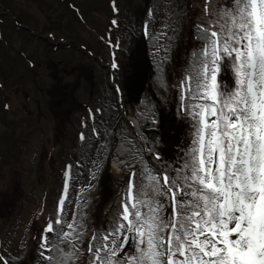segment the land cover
Segmentation results:
<instances>
[{"label": "rangeland", "instance_id": "374dc122", "mask_svg": "<svg viewBox=\"0 0 264 264\" xmlns=\"http://www.w3.org/2000/svg\"><path fill=\"white\" fill-rule=\"evenodd\" d=\"M108 1L4 0V9L0 6V21L4 19L0 33V81L11 97V108L5 110L7 100L0 87V234L4 237L1 252L12 264H57L65 255V245L71 250L75 242L81 252L76 264H87L85 258L92 236L101 234L96 235L98 240L92 241L98 245L102 233L111 231L120 217L116 204L121 200L118 201L117 194H124L119 179H127L133 172L137 177L138 173L139 176L143 173L142 185L146 186L149 183L146 176L153 173L142 157V146L130 131L127 132L125 124L119 128L120 141L115 145L112 141L103 146L107 136L96 127L87 141L81 140L84 123L79 122L78 117L84 111L80 101L115 104V95L107 85V69L96 59L97 56L107 57V49L102 47L96 32L103 33L108 25ZM70 3L81 9L85 23L80 22ZM151 3L155 4L156 17L152 34L158 39L153 53L164 54L171 63L161 82L163 89L155 87L152 94L158 108L148 102L145 105L154 124L143 128L140 123V133L148 147L158 148L162 146L160 143H166L172 151L171 162L182 167L192 147L193 128L188 114L185 119L177 118L172 103L175 95L171 94L169 81H174L172 72L177 61H171L167 38L175 37L178 23L185 24L183 30H189L192 22L188 14L200 7L201 0H120L123 13L119 17L121 30L117 37L124 33L122 40L126 48L121 77L128 84L130 100L127 103L131 108H135L133 102L137 92L133 82L139 80L146 65L145 48L135 41L133 31L140 28ZM216 3L219 7L223 0H216ZM7 8L12 9L14 16L9 9L5 10ZM16 24L29 26L39 36L31 35ZM191 32L187 36L192 37ZM74 43L92 49L94 55L88 56ZM187 43L183 61L184 53L193 45ZM129 51L136 52L130 55ZM157 58L162 64L163 58ZM28 59L33 60V67ZM230 79V73L225 72L224 81ZM152 86L154 84L150 85V92ZM169 96H172L170 100ZM193 103L199 101L193 100L187 105ZM158 116H161V124ZM110 118L113 121V109ZM156 129L159 134L151 136ZM69 165L65 197V172ZM62 198L65 204L61 211L57 206ZM41 207L44 212L36 219L35 214ZM58 218L61 224L55 223ZM50 222L53 231L46 233L44 230ZM69 223L73 228H67ZM101 227L106 229L98 232ZM62 230L70 234L67 241L61 236ZM42 235L47 238L43 247L47 250L43 251L39 243ZM42 252L52 260L42 258Z\"/></svg>", "mask_w": 264, "mask_h": 264}, {"label": "snow or ice", "instance_id": "6c2138e0", "mask_svg": "<svg viewBox=\"0 0 264 264\" xmlns=\"http://www.w3.org/2000/svg\"><path fill=\"white\" fill-rule=\"evenodd\" d=\"M205 14L212 23L197 25L201 46L180 83L181 111L194 122L188 159L172 176L149 173L139 189L130 173L120 217L98 245L92 236L87 264H264V0L212 10L206 0ZM186 98L199 103L185 106ZM80 255L66 244L57 264Z\"/></svg>", "mask_w": 264, "mask_h": 264}]
</instances>
